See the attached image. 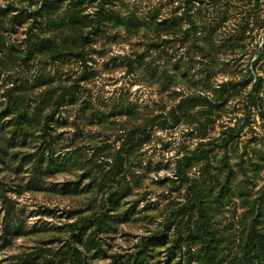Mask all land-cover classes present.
Instances as JSON below:
<instances>
[{
	"label": "rangeland",
	"instance_id": "374dc122",
	"mask_svg": "<svg viewBox=\"0 0 264 264\" xmlns=\"http://www.w3.org/2000/svg\"><path fill=\"white\" fill-rule=\"evenodd\" d=\"M161 233L140 264H264V0H0V264Z\"/></svg>",
	"mask_w": 264,
	"mask_h": 264
},
{
	"label": "trees",
	"instance_id": "16d2710c",
	"mask_svg": "<svg viewBox=\"0 0 264 264\" xmlns=\"http://www.w3.org/2000/svg\"><path fill=\"white\" fill-rule=\"evenodd\" d=\"M45 4H47L49 2V0H44ZM46 128H44V130L46 131ZM120 169L119 171L115 174V176L113 177V179L110 181L108 187H107V198L108 201L112 204L113 199L115 198V196H117L120 193V189H121V184L123 182V180L126 178V174H127V163L126 161H123L120 164ZM112 206V205H111ZM89 220H94L96 223V225H100L102 222V218H98V217H93V218H85L84 221H89ZM83 223V222H82ZM94 224V223H93ZM7 227H10V225H8ZM82 230V226L76 227L75 228V232L78 236L80 233L83 234ZM167 237L165 236L164 233L161 234H157L155 236H146L144 237L141 242L139 243V264H140V260H143V256L144 254L146 255L148 253V251L150 250L151 246L157 245L159 244H163L166 243L165 239ZM87 242L92 243V248H97V243L95 242V240L91 237L88 236L87 238ZM69 248L71 249V258L74 264H85L86 260L83 256V254H81V252H78L76 250V248L74 246H69ZM137 253V254H138ZM136 254L135 258H138ZM142 258V259H141ZM129 264V263H128ZM130 264H138L137 260L135 262H130Z\"/></svg>",
	"mask_w": 264,
	"mask_h": 264
}]
</instances>
